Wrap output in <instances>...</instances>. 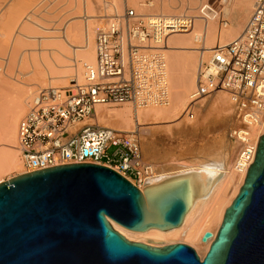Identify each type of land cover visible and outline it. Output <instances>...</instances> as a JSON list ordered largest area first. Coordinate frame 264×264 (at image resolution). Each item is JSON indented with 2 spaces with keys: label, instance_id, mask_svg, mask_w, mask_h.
Returning a JSON list of instances; mask_svg holds the SVG:
<instances>
[{
  "label": "built area",
  "instance_id": "1",
  "mask_svg": "<svg viewBox=\"0 0 264 264\" xmlns=\"http://www.w3.org/2000/svg\"><path fill=\"white\" fill-rule=\"evenodd\" d=\"M191 24L187 17L145 16L131 8L114 15L96 32L95 60L84 65L80 81L63 88L43 87L27 98L17 124L21 174L91 162L115 170L141 190L157 172L142 159L139 132L86 120L95 116L97 105L167 104L164 41L168 34L188 30ZM219 91L229 94L240 123L228 134L236 147L229 167L244 180L258 137L264 133V0H253L251 14L236 38L215 45L200 58L188 117L194 116L202 98Z\"/></svg>",
  "mask_w": 264,
  "mask_h": 264
},
{
  "label": "water",
  "instance_id": "2",
  "mask_svg": "<svg viewBox=\"0 0 264 264\" xmlns=\"http://www.w3.org/2000/svg\"><path fill=\"white\" fill-rule=\"evenodd\" d=\"M187 171L142 190L91 162L40 168L0 182V264H264V133L242 185L201 259L184 243L151 246L126 229L168 230L221 176ZM211 237L206 232L202 240Z\"/></svg>",
  "mask_w": 264,
  "mask_h": 264
},
{
  "label": "bare ground",
  "instance_id": "3",
  "mask_svg": "<svg viewBox=\"0 0 264 264\" xmlns=\"http://www.w3.org/2000/svg\"><path fill=\"white\" fill-rule=\"evenodd\" d=\"M126 2L138 10L160 9L169 19L193 18L190 31L172 32L164 41L170 70L174 73L180 70L182 75L173 78L168 106L132 108L124 105L106 109L105 105H97L95 118L87 119L86 123L109 124L122 131L139 130L141 125L170 124L189 108L190 94L195 88L197 58L200 60L215 45L227 44L241 33L251 14L253 0H232L226 20L218 17L206 0H161L154 4L138 0ZM123 7V0H0V182L4 173L22 172L17 124L26 109L27 98L43 87L63 88L73 81H80L84 65L95 60L94 35L114 15L120 14ZM206 8L211 12L205 11ZM49 44L59 47L52 61L32 64L29 71L20 73L23 77L20 81L14 66L42 54ZM12 80L18 83L11 85ZM212 103L226 113L231 112L230 100L223 91L214 95ZM227 154L224 147L219 152L220 157L209 162H180L172 170L158 171L145 184L187 171H203L211 177L222 172L207 195L195 200L179 226L168 230L151 227L133 231L113 221L110 224L130 241L151 246L184 243L202 259L216 235L226 207L243 180V176L230 170ZM206 232H210L211 237L203 241Z\"/></svg>",
  "mask_w": 264,
  "mask_h": 264
},
{
  "label": "rangeland",
  "instance_id": "4",
  "mask_svg": "<svg viewBox=\"0 0 264 264\" xmlns=\"http://www.w3.org/2000/svg\"><path fill=\"white\" fill-rule=\"evenodd\" d=\"M123 1L124 7L120 14L123 13L126 8H131L134 9L136 13L145 16H161L162 14L163 16L168 15L167 13H162L160 9L154 11H149L147 9L138 10L134 5L128 4L126 0ZM138 1H144L146 4H154L158 1L160 2L161 0ZM206 4L218 13V17L226 20L228 18L232 0H206ZM225 7H227V10H224ZM205 11L211 12L208 8H206ZM175 13L179 14L180 12ZM192 19L193 18L190 20ZM106 24L107 23L102 25L101 28L105 27ZM46 48L47 49L42 54L35 56L29 61H23L22 63H18L14 66V70L19 72L18 79L20 81H23V77L20 75L21 72L23 73L29 71L32 64H49L55 56L57 49H59V47L55 44H49ZM165 55L170 93L174 83L173 78L176 77L177 79L178 76H181L182 71L180 72V70H178L176 73L172 72L168 65L167 54ZM198 60L199 57L197 58L195 70H197ZM13 83L18 82L12 80L11 85ZM216 93L206 96L199 101L197 108L193 110L194 116L192 118L188 117V112L186 111L179 116L177 121L171 122L170 124L141 125L139 130L134 128V130L139 132L142 159L147 163L153 164L156 172L160 170H172L174 167H177L180 162L188 164L209 162L211 159L219 158V152L224 147L228 150V162L232 160L236 147L232 144L228 134L230 130L240 127V123L234 113L232 102L228 93L223 91V93L226 94L230 100V113H226L222 109L213 105L212 102ZM169 102L162 106H168ZM124 105H130L134 108V106L130 103L105 105V108L118 109L124 107ZM91 118L94 119L95 117ZM100 124L111 127L109 124ZM112 150L113 148H111L108 152L111 153ZM17 175L19 174L15 170L4 173L1 176V182Z\"/></svg>",
  "mask_w": 264,
  "mask_h": 264
}]
</instances>
